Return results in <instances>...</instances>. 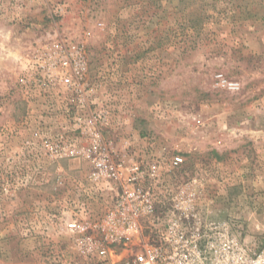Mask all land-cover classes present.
Returning a JSON list of instances; mask_svg holds the SVG:
<instances>
[{"label": "rangeland", "instance_id": "obj_1", "mask_svg": "<svg viewBox=\"0 0 264 264\" xmlns=\"http://www.w3.org/2000/svg\"><path fill=\"white\" fill-rule=\"evenodd\" d=\"M55 38L84 48L107 146L167 172L181 157L165 185L186 184L202 213L264 251V0H0V264H98L55 228L85 201L90 168L45 156L57 106L19 84ZM110 205L89 201V215Z\"/></svg>", "mask_w": 264, "mask_h": 264}, {"label": "built area", "instance_id": "obj_2", "mask_svg": "<svg viewBox=\"0 0 264 264\" xmlns=\"http://www.w3.org/2000/svg\"><path fill=\"white\" fill-rule=\"evenodd\" d=\"M23 67L19 84L27 100L46 98L57 106V130L44 133L43 153L52 160H82L90 168L85 201L55 216L57 232L70 237L77 252L98 264H264V251H252L230 225H220L212 212L202 213L200 197L187 194L186 184L176 191L165 185L161 171L178 169L181 157L172 159L167 172L158 162L128 160L107 146L106 114L91 109L88 60L81 44L49 40ZM108 199L111 205L103 215H89V201ZM130 245L138 253L114 259V250Z\"/></svg>", "mask_w": 264, "mask_h": 264}]
</instances>
